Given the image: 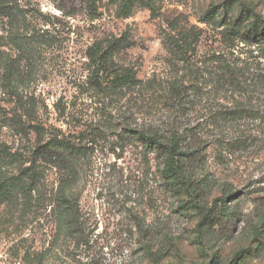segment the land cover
<instances>
[{
	"label": "rangeland",
	"instance_id": "obj_1",
	"mask_svg": "<svg viewBox=\"0 0 264 264\" xmlns=\"http://www.w3.org/2000/svg\"><path fill=\"white\" fill-rule=\"evenodd\" d=\"M248 27L264 0H0V264H264ZM133 131L186 135L184 181Z\"/></svg>",
	"mask_w": 264,
	"mask_h": 264
},
{
	"label": "trees",
	"instance_id": "obj_2",
	"mask_svg": "<svg viewBox=\"0 0 264 264\" xmlns=\"http://www.w3.org/2000/svg\"><path fill=\"white\" fill-rule=\"evenodd\" d=\"M228 35L238 40L239 42L250 45H264V28L257 32L255 28L248 27L240 31L231 32ZM133 137L137 142L147 151L155 155L161 165L162 178L169 185L179 184L184 181V170L187 168V164L193 165L194 163V151L186 150L185 142L188 137L180 133H172L169 138H163L158 134H150L144 131H133ZM54 147L66 148L69 146L62 145L61 143L49 142L46 145L40 146L35 150V155L38 158H45L52 156L51 151ZM55 153V152H54ZM39 173L35 168H25L21 172V180H23V186L21 185L22 195H29L30 192L35 191V187L39 183ZM9 193H7V197Z\"/></svg>",
	"mask_w": 264,
	"mask_h": 264
}]
</instances>
